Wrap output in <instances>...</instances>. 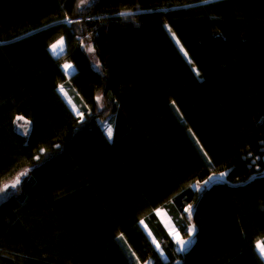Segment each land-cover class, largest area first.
Returning a JSON list of instances; mask_svg holds the SVG:
<instances>
[{
  "label": "trees",
  "instance_id": "1",
  "mask_svg": "<svg viewBox=\"0 0 264 264\" xmlns=\"http://www.w3.org/2000/svg\"><path fill=\"white\" fill-rule=\"evenodd\" d=\"M26 170L0 264H264V0H0V189Z\"/></svg>",
  "mask_w": 264,
  "mask_h": 264
},
{
  "label": "rangeland",
  "instance_id": "2",
  "mask_svg": "<svg viewBox=\"0 0 264 264\" xmlns=\"http://www.w3.org/2000/svg\"><path fill=\"white\" fill-rule=\"evenodd\" d=\"M87 3H88V1H87ZM56 43H57V42H56ZM50 51H51V48H50ZM51 53H52L53 55H55L52 51H51ZM62 53H63V52H62ZM62 53H61V54H62ZM61 54H60V55H61ZM65 64H68V63H64L63 66H64ZM63 66H62V68H63V70H64V67H63ZM72 69H73V67L69 70V72H68L66 75L70 76V75L74 72ZM71 71H72V72H71ZM64 72H65V70H64ZM60 87H61V86H60ZM60 87L58 88V91H59ZM63 88H64V93H62V92H60V91H59V93L61 94V96L63 97V99L66 101V103L68 104V106L70 107V109L73 111V113H74L76 116L80 117L81 120H83L84 118H83V116L81 115V111L79 110L78 105L73 101V98H72V96H71V94H70V92H72V91L69 89V87H65V86H63ZM65 93H66L67 95H65ZM69 101H71V103H69ZM99 123H100V125H101V127H102V129H103V131H104V133H105V135H106V137L109 139V137L107 136V128L110 127L108 121H107V120L99 121ZM18 176L20 177V180H21V182H22V180H23V176H20V175H18ZM18 176H17V177H18ZM221 176H222V175H221ZM17 177H16V178H17ZM16 178H15L12 182L5 184V185L1 188V189H4L5 186H8L6 191H0V203H1V202H4L7 198H9V197H10V196H11V195L17 190L18 186L21 184V182H20V184L16 185L15 188H12V187H11V185L15 183ZM221 179H223V177H221ZM158 211H159V215L163 214L164 216H167L166 212H163L162 210H158ZM157 216H158V215H157ZM158 218H159V216H158ZM166 218H167L169 221L167 222V226L165 225V226H166L165 228H166V230H167L169 236H170V237L172 238V240L175 242V239H174V231H178V230L176 229V227H175V225L173 224V222L169 219V217L167 216ZM140 224H141V223H140ZM141 226H142V228L144 229V231L146 232V234H147V236L149 237V239L151 240V242H152L154 248L156 249V251L160 254V256H161L163 259H166L164 254L161 255V253H163L162 250H161V248L159 249V251L157 250V248H156V244L153 243V240H155V239L153 238L152 235H149V231H148V229L146 228V226H145L144 224H143V225L141 224ZM186 240H189V238L186 239ZM155 241H156V240H155ZM156 243H157V241H156ZM189 246H190V242H189L188 245L186 246V249H187ZM164 261H166V260H164ZM142 264H150V262H145V263H142Z\"/></svg>",
  "mask_w": 264,
  "mask_h": 264
},
{
  "label": "snow or ice",
  "instance_id": "3",
  "mask_svg": "<svg viewBox=\"0 0 264 264\" xmlns=\"http://www.w3.org/2000/svg\"><path fill=\"white\" fill-rule=\"evenodd\" d=\"M51 51L54 53V54H59V53H62L64 51V40L63 38H61L59 41H57V43L53 44L51 46ZM88 51L89 52H92L94 51V49L89 46L88 48ZM64 70H65V73L67 74L69 72V70L72 68V65L71 64H65L64 66ZM60 92L64 93V88L63 86L60 87L59 89ZM65 95H67L65 93ZM98 100L100 99V97L97 98ZM69 103H71V101H69ZM17 120H24V117H17ZM25 123H28L27 121H25ZM107 136L109 137V139H111L112 137V129L111 127L107 128ZM44 150L41 149V152H43ZM35 159L39 160L40 157L39 156H36ZM27 175V170L25 172H22L20 173V176H26ZM211 179V177L209 178ZM21 180H20V177L18 176L16 178V181L14 184L11 185L12 188H15L16 185L20 184ZM208 181H205V184H207ZM7 187L8 186H5L4 189H0V191H6L7 190ZM199 190V189H197ZM185 211L188 212V215H189V219L191 218V215H192V208H191V205H189V207L187 209H185ZM157 215H159V211L157 212ZM140 223L143 225L144 224V221H140ZM195 233V227H189L187 229V234L189 236V240H184L181 238V234L179 231H174V239H175V242L179 245V250L181 252L185 251L186 250V246L188 245V243L190 242L191 240V237L192 235ZM149 235H151V233L149 232ZM153 243L156 244V248L157 250L159 251L160 249V245L158 243H156L155 240H153ZM255 250L257 251L260 259L262 261H264V242H258L256 243L255 245ZM161 255H163V253H161Z\"/></svg>",
  "mask_w": 264,
  "mask_h": 264
},
{
  "label": "crops",
  "instance_id": "4",
  "mask_svg": "<svg viewBox=\"0 0 264 264\" xmlns=\"http://www.w3.org/2000/svg\"><path fill=\"white\" fill-rule=\"evenodd\" d=\"M59 41V40H58ZM61 53H59L58 55H60ZM57 54H55L54 56H58ZM73 70V69H72ZM72 72V71H71ZM158 210H162L163 212H166L165 210H163V209H157L156 211H155V214H156V216H157V212H158ZM167 214V213H166ZM159 216V221L161 222V224L163 225V227L165 228L166 226H167V222L169 221L166 217L168 216L169 217V215L167 214V216H164L163 214H161V215H158ZM157 216V217H158ZM169 219L171 220V218L169 217ZM172 221V220H171ZM166 225V226H165ZM165 230H166V228H165ZM167 231V230H166ZM168 233V232H167ZM172 239V238H171Z\"/></svg>",
  "mask_w": 264,
  "mask_h": 264
}]
</instances>
